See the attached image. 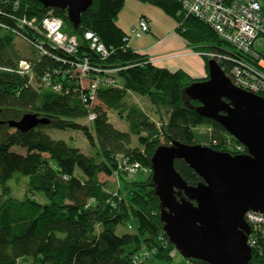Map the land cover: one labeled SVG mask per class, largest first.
<instances>
[{
  "label": "trees",
  "instance_id": "16d2710c",
  "mask_svg": "<svg viewBox=\"0 0 264 264\" xmlns=\"http://www.w3.org/2000/svg\"><path fill=\"white\" fill-rule=\"evenodd\" d=\"M135 1L176 21L175 32L195 52L241 56L211 27L187 16L177 0ZM125 3L93 0L75 27L66 12L46 9L38 0H0V264H171L176 249L163 231V209L152 180L155 151L181 142L238 155L233 148L240 143L220 124L201 117L196 111L199 104L185 95L188 86L209 77L196 80L181 70L159 68L146 55L126 47L123 40L128 35L117 24ZM47 16L60 18L62 32L76 38L74 54L54 49L42 30L22 24L34 21L40 28ZM86 33L112 48L108 58L91 49ZM19 40L39 55H24V47H17ZM203 58L209 71L210 58ZM85 59L94 69L114 71L110 76L118 85L101 86L99 106L93 109L83 102L86 91L74 73V64ZM21 62L30 65L28 73L21 72ZM56 86L61 90L56 91ZM129 94L147 98L158 122L129 102ZM91 112L96 119L89 122ZM108 112L123 120L128 131L116 129ZM27 113L50 123L27 133L9 127L10 121ZM45 128L82 132L94 154L85 155L64 140L52 139ZM14 148L25 149L26 154ZM122 159L141 165L133 179L119 170ZM175 169L190 186L202 182L183 161H176ZM17 173L28 178L22 199L13 197L9 186ZM115 174L118 185L100 180L101 175ZM177 197L183 194L178 192ZM119 227L127 231L117 234ZM257 240L249 264H264V229Z\"/></svg>",
  "mask_w": 264,
  "mask_h": 264
},
{
  "label": "water",
  "instance_id": "95a60500",
  "mask_svg": "<svg viewBox=\"0 0 264 264\" xmlns=\"http://www.w3.org/2000/svg\"><path fill=\"white\" fill-rule=\"evenodd\" d=\"M38 1L46 9L66 12L75 27L93 4V0ZM208 68L209 79L191 84L185 95L199 104L196 111L201 117L220 124L247 153L233 156L174 142L155 151L152 180L163 209V231L183 258L206 264H249L253 251L245 215L264 213V98L236 88L216 60L210 59ZM49 123L27 113L8 125L27 133ZM178 160L202 182L188 185L175 169ZM178 192L183 197L178 198Z\"/></svg>",
  "mask_w": 264,
  "mask_h": 264
},
{
  "label": "built area",
  "instance_id": "2783aa9c",
  "mask_svg": "<svg viewBox=\"0 0 264 264\" xmlns=\"http://www.w3.org/2000/svg\"><path fill=\"white\" fill-rule=\"evenodd\" d=\"M177 1L187 16L195 17L211 27L220 39L233 47L236 53L241 54L237 57L210 52L202 53V56L222 64L227 77L236 88L264 98V0ZM22 24L39 31L42 30L54 49H59L68 55L74 54L77 50L76 38L68 37L62 32L63 21L60 18L47 16L41 22L40 28L34 21L23 20ZM149 32V21L141 18L123 42L126 47H129L131 40H139ZM85 38L89 41L91 49L102 59L108 58L111 54L112 48L107 47L97 35L86 33ZM74 67V73L78 76L80 86L86 91L81 98L90 109H93L97 103L101 86L118 87L116 80L110 76L114 71L94 69L87 59L81 63H75ZM20 70L22 73H28L30 65L27 62H21ZM100 73L109 75V77H103L99 75ZM44 81L46 82L47 78ZM54 89L60 91L61 86H56ZM88 119L89 122L94 121L96 114L91 112ZM233 149L238 155L244 154L246 150L241 144ZM141 169L139 163H131L127 159H122L119 163V170L128 176L135 175ZM245 219L251 229L249 246L253 249L257 245V234L264 229V213L249 211ZM161 239L163 240L164 237L162 236ZM146 255V253L143 254V256Z\"/></svg>",
  "mask_w": 264,
  "mask_h": 264
},
{
  "label": "crops",
  "instance_id": "0c3cea01",
  "mask_svg": "<svg viewBox=\"0 0 264 264\" xmlns=\"http://www.w3.org/2000/svg\"><path fill=\"white\" fill-rule=\"evenodd\" d=\"M137 2V1H136ZM135 4V3H133ZM138 4H142L139 3ZM136 5L139 10L138 18H134L132 22L126 23L121 20L123 11L119 15L117 21L118 26L129 35L141 18H146L149 21L150 32L144 35L139 40H131L129 47L137 53L146 55L149 61L159 68H165L172 72L184 71L188 75L198 73L207 78V69L204 65L202 55L195 52L186 42L179 36L175 30L177 25H171L169 21H163L161 26L156 16H160L157 9L154 7L142 4ZM160 14L168 18L162 11ZM165 20V19H163ZM166 22H168L166 24Z\"/></svg>",
  "mask_w": 264,
  "mask_h": 264
},
{
  "label": "rangeland",
  "instance_id": "374dc122",
  "mask_svg": "<svg viewBox=\"0 0 264 264\" xmlns=\"http://www.w3.org/2000/svg\"><path fill=\"white\" fill-rule=\"evenodd\" d=\"M135 3V4H133ZM138 4V2H136L135 0H126L125 3V7L123 9V14H122V18L121 20L123 22L126 23H130L133 21L134 18H138L139 14V10H137L135 7ZM138 5H142V4H138ZM148 5V4H147ZM151 6V5H150ZM153 7V6H152ZM153 9H157L155 11H158L157 13H159L160 16H156V20L157 22L163 26V21H169L171 23V25H175L176 21H174L172 18L170 17H164L163 14H160L161 11L160 9L154 7ZM165 19V20H163ZM168 22H166L167 24ZM17 47L19 48L26 46V43L22 42L21 40L17 41ZM23 54L24 55H28L31 54L32 52H34L35 56H38V52L34 51L33 49H30L29 47H24L23 48ZM224 49V48H222ZM226 49V48H225ZM203 53H210V52H203ZM202 55V53H200ZM202 59L204 60V58L202 57ZM204 65L206 66L207 69V64L204 60ZM192 79H196V80H201V79H205V77H203L202 75H198V73L193 74V75H189ZM209 76V71L207 69V76ZM36 85V83H35ZM37 86V85H36ZM128 101L129 102H135L137 103L146 114L149 115V117L153 120L158 122L157 116L155 114V109L154 107L150 104V102L148 101L147 98L144 97H140L137 95H133V94H129L128 96ZM99 103L97 102L95 104V107H98ZM109 113V120L110 123L112 125H114V127L122 132H126L128 131V126L127 124L121 120L120 118H118V116L114 113V112H108ZM206 127H202L200 130L201 132H205L206 131ZM44 132L49 135L52 139L55 140H64L66 141L69 145L74 146L79 148L82 153H84L85 155L91 156L94 154V150L95 148L91 147L87 138L83 135L82 132H78V131H59V130H55L52 128H45ZM133 146H137V143L134 142ZM13 151L17 152L18 154L21 155H25L26 154V150L25 149H21V148H14ZM136 176V175H135ZM131 177L132 179L135 177ZM100 180L102 182H106L107 184H111V185H118V175L115 174L113 177H106L104 175L100 176ZM27 181L28 178L21 176L20 174H15L14 178L9 182V186L12 188L13 190V197L17 198V199H22L27 191ZM0 194H1V189H0ZM36 200H38L39 202H44L42 200V198L39 195H35L34 196ZM127 228L124 227H119L117 230V234H121L126 232ZM171 264H188L187 260L185 258H183V256L178 253V251L176 250L174 252V259L172 261Z\"/></svg>",
  "mask_w": 264,
  "mask_h": 264
}]
</instances>
